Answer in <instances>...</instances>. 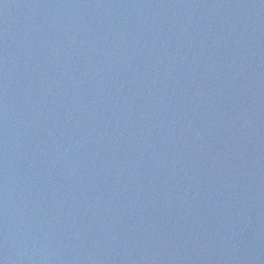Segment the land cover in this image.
Returning <instances> with one entry per match:
<instances>
[{"label": "water", "instance_id": "95a60500", "mask_svg": "<svg viewBox=\"0 0 264 264\" xmlns=\"http://www.w3.org/2000/svg\"><path fill=\"white\" fill-rule=\"evenodd\" d=\"M0 264H264V0H0Z\"/></svg>", "mask_w": 264, "mask_h": 264}]
</instances>
